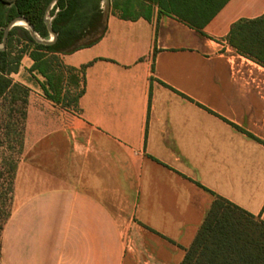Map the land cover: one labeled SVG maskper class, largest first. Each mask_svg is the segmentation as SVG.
<instances>
[{
    "label": "crops",
    "instance_id": "obj_1",
    "mask_svg": "<svg viewBox=\"0 0 264 264\" xmlns=\"http://www.w3.org/2000/svg\"><path fill=\"white\" fill-rule=\"evenodd\" d=\"M112 2L99 43L58 55L84 78L78 113L28 106L0 264H181L215 196L264 221V67L228 42L264 0L229 1L204 34Z\"/></svg>",
    "mask_w": 264,
    "mask_h": 264
},
{
    "label": "trees",
    "instance_id": "obj_2",
    "mask_svg": "<svg viewBox=\"0 0 264 264\" xmlns=\"http://www.w3.org/2000/svg\"><path fill=\"white\" fill-rule=\"evenodd\" d=\"M54 0H0V47L6 27L25 18L43 40H50L45 18ZM231 0H113V12L126 21H151L154 10L172 17L191 29L203 31ZM102 0H58L49 13L57 34L51 46L38 44L25 27L13 28L5 50H0V110L4 102L21 105L27 117L30 89L12 79L23 58L34 62L29 69L45 98L52 103L69 104L78 109L84 94V78L63 65L58 55H70L93 47L106 34L108 16ZM229 44L239 54L264 67V16L240 21L232 27ZM86 66L81 68L83 75ZM41 77L43 81L39 80ZM73 86L74 94L70 99ZM0 112V128H1ZM3 227H0L2 231ZM181 264H264V221L230 201L215 196L206 218Z\"/></svg>",
    "mask_w": 264,
    "mask_h": 264
},
{
    "label": "rangeland",
    "instance_id": "obj_3",
    "mask_svg": "<svg viewBox=\"0 0 264 264\" xmlns=\"http://www.w3.org/2000/svg\"><path fill=\"white\" fill-rule=\"evenodd\" d=\"M26 81L30 85L31 94L28 98V106L30 102L35 106H39L38 94H42V91L38 83L32 78L27 76ZM24 76L13 77L15 81H21ZM19 83V82H18ZM71 90L70 99H72L74 90L73 86ZM27 106V111H28ZM59 106L55 115L58 117L59 123H67L70 118L78 113V110L69 104V101H65L62 104H57ZM21 105H8V102H4L0 112H1V128H0V227L2 228L8 216L10 215L13 202H14V186L15 178L18 169V165L22 159L25 152L24 145V133H25V123L23 121V116ZM38 122L37 115L35 113L31 114L29 124L31 126V133L34 135V126ZM0 230V239H1Z\"/></svg>",
    "mask_w": 264,
    "mask_h": 264
},
{
    "label": "water",
    "instance_id": "obj_4",
    "mask_svg": "<svg viewBox=\"0 0 264 264\" xmlns=\"http://www.w3.org/2000/svg\"><path fill=\"white\" fill-rule=\"evenodd\" d=\"M58 2V0H54L53 3L48 7L47 10V16L45 18V22L47 24V28H48V32L51 36L50 40H43L41 39L38 34L36 33V31L34 30L33 26L25 19V18H17L15 20H13L12 22H10V24L6 27L5 32H4V39H3V43L2 46L0 47V50H5L6 48V44H7V39H8V35L10 33V31L15 28V27H25L27 30L30 31L32 38L34 39V41L38 44H42L45 46H51L53 45L56 40H57V34L54 32L53 28H52V21L49 18V13L52 10L53 6Z\"/></svg>",
    "mask_w": 264,
    "mask_h": 264
}]
</instances>
